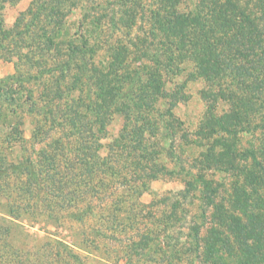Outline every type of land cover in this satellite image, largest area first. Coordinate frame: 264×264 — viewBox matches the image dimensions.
Instances as JSON below:
<instances>
[{
	"label": "trees",
	"instance_id": "1",
	"mask_svg": "<svg viewBox=\"0 0 264 264\" xmlns=\"http://www.w3.org/2000/svg\"><path fill=\"white\" fill-rule=\"evenodd\" d=\"M19 1L0 0V59L23 51L16 73L0 80V264L78 260L57 240L27 233L25 221L38 222L41 213L38 194H45L38 201L51 219L85 196L104 201L121 190L139 198L143 183L165 176L185 183L158 202L173 201L166 227L189 215L183 201L192 199L190 245L160 251L157 237L159 251L146 253L149 244L141 240L128 245L137 249L127 254L130 260L264 264V0H33L7 28L6 5ZM73 14L80 15L77 29L68 23ZM196 81L204 85L206 107L190 139L174 109L189 100L187 84ZM24 110L44 121L29 140ZM117 117L123 123L113 133ZM46 123L49 136L59 130L60 142L37 149L45 145L37 133ZM181 132L197 150L189 167L175 149ZM243 136H250L248 143ZM70 152L74 159L66 157ZM56 155L65 163L59 169L51 165ZM218 173L233 180L229 188L216 181ZM120 200L85 223L94 235L78 243L91 253L101 255L93 237L135 214ZM87 204L88 210L95 203ZM160 212L151 211L150 220L158 222ZM59 247L68 253L60 256Z\"/></svg>",
	"mask_w": 264,
	"mask_h": 264
},
{
	"label": "rangeland",
	"instance_id": "2",
	"mask_svg": "<svg viewBox=\"0 0 264 264\" xmlns=\"http://www.w3.org/2000/svg\"><path fill=\"white\" fill-rule=\"evenodd\" d=\"M33 0H20L17 3L13 4H7L6 8L4 10V20H5V25L7 28L13 27L15 24L18 16L21 13H25L28 10V7L30 6L31 2ZM187 2V4L192 3L193 0H184ZM143 3H150V0L145 1L143 0ZM152 9V7H150ZM79 14H73L69 17L68 23L71 24L72 28H78L80 25L79 19ZM59 20V18H57ZM57 21L54 20V24ZM21 50V49H20ZM20 50H14L12 52L13 58L11 61H6L4 59H0V80L6 78L7 76L14 75L16 73V68L15 64L19 63L21 59V55L23 51ZM98 55L97 61H101V54ZM54 60L56 59L55 57H52ZM191 69V68H189ZM57 79V78H56ZM54 79V80H56ZM53 80V79H52ZM185 78L184 76L175 78L171 80V82L175 81H184ZM59 85L55 83L54 88ZM203 83L200 81L196 82H189L187 84V93L189 95V100L186 103L180 104L176 109H174V112L178 118L181 119L183 122L184 129L186 130V133L190 134L188 137L190 139L193 138V132L196 131L202 117L205 111V103L202 100L201 96V90L203 89ZM59 102L58 99H55L54 104L57 105L56 107H59ZM61 106V105H60ZM160 106V105H159ZM160 111L164 112L165 111V106H160ZM25 111V121L26 124L24 125V135L25 137L29 140L32 136V130L35 127L36 124L42 121L44 122L42 117L40 116L39 118L36 115L31 116L30 114H27L26 110ZM123 120L120 117L115 118L112 126V132L117 133L122 126ZM57 125L53 124V127H56ZM50 128L49 123H46L44 126H40L38 130V138L45 142V145H39L36 148L37 149H46L47 145L50 146V144H53V142H60L59 139V130H56V132H51V135L49 136L50 130H44ZM43 131H46L44 136L42 137L41 134ZM112 133V134H113ZM183 132L180 133L178 138H176L175 142V149L178 152L179 155L182 156V158L186 161V164L188 167L190 166L192 159L197 155V150H195L194 147L189 148L185 144L184 138L181 137ZM76 137V135H75ZM250 136H243V143L246 144L248 143ZM107 139V138H105ZM103 143L106 145L108 143V140H103ZM259 145V144H257ZM67 150L73 151L74 150V144L71 146L67 145ZM58 153V152H57ZM105 154V150L103 149L101 151V154ZM67 158L70 157V159H74L73 152H70L66 156ZM53 158V157H52ZM44 160V159H43ZM45 163V161H43ZM44 163L40 164V170L44 169ZM51 165L56 166L57 169H59V166L65 165L64 162H62L61 159H59V155H56L55 158L51 160ZM63 170V169H61ZM216 181H223V184L226 185V188L230 187V184L233 183V180L230 179L229 177H226L222 173H218L216 176ZM12 183L16 184V186L21 187V185L24 186L22 181H18L16 179L12 180ZM4 185V183L2 184ZM8 185V184H7ZM5 185V186H7ZM145 185V187H143ZM140 185V188L143 187L144 189L141 191V196L137 198L136 195L135 197L128 191H119L118 190V195L116 194L114 197L110 198L109 200H104L102 201V198H98V201L93 200L90 196H85L81 197L78 202L75 203L73 208H70L68 210L67 215H63L64 213L53 215V218L50 219L48 212L46 211L45 204L39 203L38 198H45V194H38L35 204L36 206L39 205L37 208H40L41 213L37 214L38 217V222L33 221V218L27 219L26 222V231L29 233L34 239L35 238H48L51 237L52 239L57 240L58 242L62 243L63 246L66 247V250L71 253L75 254L78 257V260H71L69 257H66L65 262L67 264H168L170 263V260L165 262L161 261L158 257L157 258H149L147 260H144L139 257V260L137 258H133L130 260L127 256L128 253L135 252L137 249L133 248L131 249V245L133 246V243H138L139 241H145L148 245L146 246V253H150V249H157V240L156 238L159 237L161 238V241L163 245L159 248L161 249L160 251H164L166 248L170 247V244H177L176 249H183L184 251H187L188 246L190 245V229L188 226L192 223L190 221L191 217V207L190 202L191 200L183 201L184 202V209L185 213H188L189 215L187 216L184 214V219L181 220V222L173 221L170 220L169 223L171 224L170 227H166L165 225V219L169 216L166 214H170L172 212V199L163 202V205H160L158 202L161 199V197L165 196H170L173 193H177L179 191H183L185 189V183L184 181L181 180V178H176V177H170V176H165L157 181H150V182H145ZM39 191L38 189H35ZM15 192V190H14ZM227 192L222 191L221 196L219 201L221 202L222 198L226 199ZM157 196L156 198H154ZM126 200L125 206H132L134 208L133 213L134 215H131L132 212L127 213V217L129 219L124 218L123 219V225L119 226L115 224V226L107 227V232L105 229L103 237L100 238H94L93 240L95 241V244L100 247V254H96L95 252L91 253V250H87L85 248V245L79 244L78 241L80 242L81 236H93L94 233L91 232V227L85 230V223L89 222L90 220L94 219H99L100 215L99 214L101 211L104 213L103 209H105V205H109L110 202L116 203L118 200L121 199ZM173 198V197H172ZM121 201V200H120ZM156 202V205L152 206V203ZM89 202H94L93 209L87 208V203ZM196 203L199 204V201L196 200ZM102 205V206H101ZM195 205H193L194 207ZM160 208L161 212L159 214V221L157 222V219L155 220H150V212L153 211L154 215L156 211ZM212 211H210L209 214H211ZM70 213V214H69ZM97 213L99 214V217H97ZM138 214V215H137ZM97 215V216H95ZM123 216L125 215L124 213L122 214ZM198 216L201 215V213H197ZM163 216V217H162ZM126 217V216H124ZM37 219V218H36ZM60 219V221H59ZM153 219V218H152ZM208 219H211L208 217ZM84 221V222H83ZM163 221V222H162ZM184 221V224H183ZM152 222V223H150ZM120 223V222H119ZM167 224V223H166ZM115 227V228H114ZM175 227H177V231L175 232ZM90 231V232H89ZM160 232V233H158ZM84 233V234H83ZM153 233V234H151ZM192 235V234H191ZM202 236L207 235V230L204 229L201 232ZM113 236V238H112ZM141 241V242H142ZM166 242V243H165ZM165 243V245H164ZM130 247L128 248V245ZM145 247H143L144 250ZM159 249H157L159 251ZM63 250V248L59 247V254L60 256L66 255V253ZM69 255V254H68ZM100 257H99V256ZM159 255V254H158ZM191 258V256H190ZM141 261V262H140ZM61 264V263H59ZM177 264H185V262L177 261Z\"/></svg>",
	"mask_w": 264,
	"mask_h": 264
}]
</instances>
